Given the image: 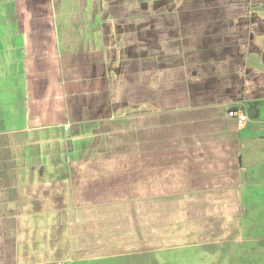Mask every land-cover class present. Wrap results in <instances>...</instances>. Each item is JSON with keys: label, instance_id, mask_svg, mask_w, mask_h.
<instances>
[{"label": "crops", "instance_id": "1", "mask_svg": "<svg viewBox=\"0 0 264 264\" xmlns=\"http://www.w3.org/2000/svg\"><path fill=\"white\" fill-rule=\"evenodd\" d=\"M262 9L0 0V264H264Z\"/></svg>", "mask_w": 264, "mask_h": 264}, {"label": "rangeland", "instance_id": "2", "mask_svg": "<svg viewBox=\"0 0 264 264\" xmlns=\"http://www.w3.org/2000/svg\"><path fill=\"white\" fill-rule=\"evenodd\" d=\"M262 12H264V9H262ZM261 15L264 16V13H261ZM254 41H255L254 45L258 49L259 53L247 54L245 63L251 66V68H253L254 70L264 74V33L262 34L259 33L255 37ZM254 109L264 110V103L258 104L257 106H255ZM252 119L254 120L255 118Z\"/></svg>", "mask_w": 264, "mask_h": 264}, {"label": "built area", "instance_id": "3", "mask_svg": "<svg viewBox=\"0 0 264 264\" xmlns=\"http://www.w3.org/2000/svg\"><path fill=\"white\" fill-rule=\"evenodd\" d=\"M227 115L229 117H235L238 125L244 124V122L247 119L244 113H241L240 111H236V110H228Z\"/></svg>", "mask_w": 264, "mask_h": 264}, {"label": "trees", "instance_id": "4", "mask_svg": "<svg viewBox=\"0 0 264 264\" xmlns=\"http://www.w3.org/2000/svg\"><path fill=\"white\" fill-rule=\"evenodd\" d=\"M231 110H235V109H232V108H231Z\"/></svg>", "mask_w": 264, "mask_h": 264}]
</instances>
